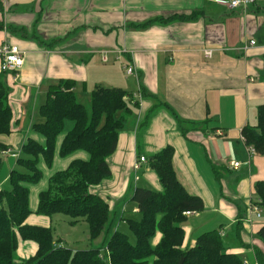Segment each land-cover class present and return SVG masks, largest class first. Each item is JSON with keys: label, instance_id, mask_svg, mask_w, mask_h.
Instances as JSON below:
<instances>
[{"label": "crops", "instance_id": "obj_1", "mask_svg": "<svg viewBox=\"0 0 264 264\" xmlns=\"http://www.w3.org/2000/svg\"><path fill=\"white\" fill-rule=\"evenodd\" d=\"M230 1L0 0V21L11 26L0 30V46L9 40L25 52L18 79L5 73L11 89L13 131L0 134V143L22 150L30 136L44 141L32 127L41 121L38 109L51 85L74 80L77 96L91 93L90 82L95 87H116V82L131 87L120 71L132 64L138 85L128 92L139 102L135 119L120 133L117 149L108 159L111 177L91 190L114 207L127 192L133 175L138 178L139 174L138 181L161 189L151 157L172 145L179 179L205 204L203 211L188 216L183 224V247L194 246L207 232L204 230L220 225L212 230L219 229L223 238L228 237L229 251L241 254L251 264L256 262L255 247L264 252V242L256 235L264 225V213L257 218L250 206L256 182L264 180V155L248 154L241 136L244 126L251 124L252 106L258 109L264 103V0H256L246 10L230 8ZM193 12H200L193 20L141 26L161 16ZM252 39L257 43L248 46ZM209 49L213 50L211 58L205 56ZM103 51H109L108 62L102 60ZM98 69L104 74L95 75L93 71ZM181 121L192 126L179 125ZM144 122L147 127L141 128ZM230 139L242 143L237 149L241 152L244 147L247 153L241 155L238 168L231 165L236 159L227 161L220 155L219 147L227 146ZM141 156L146 161L136 168ZM87 157L83 151L67 158L57 154L53 172L65 169L75 158ZM49 175L44 178L47 185ZM241 200L245 202L242 205L238 204ZM49 219L32 213L26 223L48 227ZM31 242L23 240L20 246L19 241L18 249L34 250V255L38 245Z\"/></svg>", "mask_w": 264, "mask_h": 264}, {"label": "trees", "instance_id": "obj_2", "mask_svg": "<svg viewBox=\"0 0 264 264\" xmlns=\"http://www.w3.org/2000/svg\"><path fill=\"white\" fill-rule=\"evenodd\" d=\"M200 12L174 14L158 17L153 22L168 24L176 20H193ZM10 29L0 21V30ZM76 81L63 79L51 85L45 101L38 109L43 120L35 122L32 129L44 141L30 136L22 146V154L17 160L20 169L9 175L11 189L0 191V264H244L241 254L231 252L219 229L201 234L196 244L184 248L185 229L188 220L186 211L201 212L204 200L191 194L179 179L173 164L175 149L167 145L151 157V167L157 173L162 191L137 186L132 200L136 202L140 219L122 218L136 237L132 244L129 236L113 224V233L105 249L101 248L74 251L58 245L51 226H38L26 223L32 214L52 217L63 213L72 218L71 224L86 221L90 228V239H98L111 222L112 206L108 199L91 188L112 175L109 157L117 149L120 133L127 128L139 102L120 87L98 85L91 91L90 111L79 101L75 91ZM10 87L5 80V72H0V134L13 131V110L10 104ZM121 112L118 117L117 114ZM257 123L246 124L242 134L246 143L264 155V103L258 106ZM72 127L65 131L66 123ZM63 136L60 146L59 138ZM8 146L0 143V151ZM83 151L87 158H75L62 170L51 173L47 188L40 191L35 211L30 207V187L45 178L42 169L48 168L58 154L67 158ZM2 160L0 158V169ZM6 201V206L2 203ZM254 204L264 210V180L255 184ZM241 222L237 225L240 238ZM157 231L161 239L152 244ZM264 242V225L257 232ZM35 241L36 253L21 262L15 259L19 241ZM256 259L264 264V252L255 247Z\"/></svg>", "mask_w": 264, "mask_h": 264}, {"label": "rangeland", "instance_id": "obj_3", "mask_svg": "<svg viewBox=\"0 0 264 264\" xmlns=\"http://www.w3.org/2000/svg\"><path fill=\"white\" fill-rule=\"evenodd\" d=\"M122 71H120V73H123L122 78H124V80L129 79V83L131 84V87H129L128 84L127 85L125 84V86H124L125 88H124L122 86V83L120 84L119 82H116V84H114V85H116V87L126 89L127 91H133L134 89L137 88V85H138L136 83V80L134 79V76L133 75H131V76L126 75L125 69L124 70L122 69ZM93 72L95 73V75L104 74V70H102V69H98V71L94 70ZM90 84H91L90 85L91 89H94L95 86L93 85V83L90 82ZM108 87H110V86H108ZM111 87H113V86H111ZM78 91H80L79 88H78ZM78 94H79V92H78ZM78 98H79V101L81 103H83L87 107V109L90 111L91 93L88 92L87 94L79 95ZM257 110H258L257 108L252 106V109L250 112L251 113V120H250L251 125H255L257 123V113H258ZM120 115H121V112H119L117 114L118 117ZM134 119H135V117H132L127 126H130V124L132 122H134L133 121ZM39 120H43V118L41 116H39ZM179 125L184 126L182 121L179 122ZM196 125L197 124H194L193 126H196ZM145 126L147 127L146 123L144 122L143 126L141 125V128H143ZM186 126H188V125H185L184 127H186ZM191 126L192 125L189 124L188 127H191ZM71 127H72V122L68 121L66 123L65 131L69 130ZM141 128H140V130H141ZM218 139H220V141H222L225 138L218 137ZM237 141L238 140L232 141V139H230L227 141L228 142L227 146H224L222 144L219 147L220 155L223 159H226L227 161H230L231 159H236L237 160V161L235 160L236 162L241 163V161L243 160L242 159L243 157L241 155L242 154L247 155V153L249 151L247 148L246 149L247 153H246V150L244 149V147H242L243 150L240 152L237 149V146L238 145L243 146V145H242V143H239ZM13 150L19 155V157L21 156V154H22L21 148H20V150L19 149H16V150L13 149ZM3 151H5V150H3ZM4 154H7V153L0 152V158L2 160V165H1V169H0V188L3 190H9V189H11V185L9 182V175H10L11 171L16 169V168L20 169V167L17 164V160L19 157L18 158H16V157L12 158V155H10V154L4 155ZM249 160H250V155H249ZM42 169L45 173V177H46V175L53 173L52 167L48 168L46 165H44V168L42 167ZM140 176L141 175L138 174V178H137L135 175H133L132 182L130 183L129 188H128L127 192L125 193L124 197L120 201H118L114 205V207L112 206L111 222L109 223L107 229H105V231L102 233V235L98 239H96L94 241H92L90 239V228H89V225L86 221H80L78 224L72 225L71 224L72 218L70 216H67L66 214H63V213H58V214L53 215L52 217H49L50 221L48 222L49 225L53 229L55 242L58 245L66 246L68 248H71L74 251L83 250V249H91V248H101V254L103 257L106 258L107 254H106L105 245H106L108 239L110 238L111 234L113 233V228L111 225L113 224V227L115 228V226L117 227L118 225L121 224L120 231H122L123 233H126L129 236L130 242L132 244H135L136 243V237H135L134 233L131 231V229L129 228V225L126 223V221H124L122 219L123 217L125 219L126 218H133V219H140L141 218L139 213H135V208L137 207V204H136V202H134L132 200V195H133L135 188L137 186H142V187H149L155 191H162L163 190V188L158 190L157 188H154L152 185L149 186L148 184H143L142 179L140 181H138V179L141 178ZM232 182H235V180H232ZM46 185L47 184H46L45 179H44V181L40 185L32 187L31 194H30V207H31V209L36 208V205L38 204L39 191L41 189L46 188ZM242 203H245V202L243 200L238 202V204H240V205H242ZM2 205L6 206V201H4L2 203ZM263 220H264V218H263ZM213 227L219 228L220 225L219 226L218 225L212 226V227H210L204 231L212 230V229H214ZM224 227L228 228L229 226H227V224H226V225H224ZM160 239H161V233H160V231H157L156 234L154 235L153 239H152V244L156 245L160 241ZM224 240H225V243L227 244L228 237H225ZM20 244H21L20 246H23V240L22 239H20ZM27 244H29V243H27ZM30 244H33V246H35L34 244H36V243L34 241H32ZM236 244H237V242H236ZM33 253H34V250L31 252H23V251L21 252V247H20V249H17V251L15 252V259L17 262H21V261H24V260L30 258V256L33 255ZM251 260H253V259H251ZM252 264H255V262H252Z\"/></svg>", "mask_w": 264, "mask_h": 264}, {"label": "built area", "instance_id": "obj_4", "mask_svg": "<svg viewBox=\"0 0 264 264\" xmlns=\"http://www.w3.org/2000/svg\"><path fill=\"white\" fill-rule=\"evenodd\" d=\"M256 0H231L228 5L230 8L232 9H238V8H243L244 10H246L250 5L254 4ZM257 43L256 40L252 39L249 42L248 46H253ZM109 51H103L102 53V60L104 62H108L109 61ZM213 55V50L209 49V50H205V56L207 58H211ZM0 69L2 72L5 73H10L13 76V79L16 81L19 77V71L21 70V68L24 66L25 64V52L23 50H21L17 45L13 44L11 41L9 40H5V42L0 46ZM125 68V73L126 75L130 76V75H134L136 73V70L134 68V66L132 64H127L124 65ZM242 140L246 143V138L244 135L241 136ZM248 151L250 155H254L256 154V149L251 146V145H247ZM7 154L12 155L13 157H18L19 155L13 150V148H8L4 151ZM146 161V157L141 156L140 157V161L136 163L135 167L139 168L140 166V162H144ZM231 165L234 168H238L241 163L236 162V161H232ZM1 191V188H0ZM251 213L255 214L257 218H261L264 210L252 203L251 206ZM196 211H186L185 215L190 216L195 214ZM252 219L248 218V221L250 222ZM221 235L223 236V232H220ZM244 264H251L249 262L248 259L244 260ZM255 264H259L258 261L256 260Z\"/></svg>", "mask_w": 264, "mask_h": 264}, {"label": "water", "instance_id": "obj_5", "mask_svg": "<svg viewBox=\"0 0 264 264\" xmlns=\"http://www.w3.org/2000/svg\"><path fill=\"white\" fill-rule=\"evenodd\" d=\"M184 260H185V259L182 258L181 261H180V264H183V263H184Z\"/></svg>", "mask_w": 264, "mask_h": 264}]
</instances>
